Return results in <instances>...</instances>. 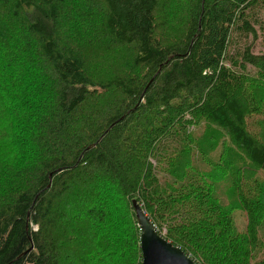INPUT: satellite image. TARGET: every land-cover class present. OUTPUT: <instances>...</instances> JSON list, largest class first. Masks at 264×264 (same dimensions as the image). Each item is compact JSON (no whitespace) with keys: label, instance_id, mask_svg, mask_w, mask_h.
<instances>
[{"label":"trees","instance_id":"trees-1","mask_svg":"<svg viewBox=\"0 0 264 264\" xmlns=\"http://www.w3.org/2000/svg\"><path fill=\"white\" fill-rule=\"evenodd\" d=\"M261 41L264 0H0V264H142L135 198L264 264Z\"/></svg>","mask_w":264,"mask_h":264},{"label":"water","instance_id":"water-1","mask_svg":"<svg viewBox=\"0 0 264 264\" xmlns=\"http://www.w3.org/2000/svg\"><path fill=\"white\" fill-rule=\"evenodd\" d=\"M134 203L142 227V264H198L181 246L159 233L158 226L143 209L139 199L135 198Z\"/></svg>","mask_w":264,"mask_h":264},{"label":"rangeland","instance_id":"rangeland-1","mask_svg":"<svg viewBox=\"0 0 264 264\" xmlns=\"http://www.w3.org/2000/svg\"><path fill=\"white\" fill-rule=\"evenodd\" d=\"M256 51L257 52H262L264 51V42L261 41V43L256 46ZM215 192H218L222 195V198L224 201H226V203H230L234 201V197L231 195V193L228 190L227 186L222 185V183H220V187L217 188L215 190ZM245 211L243 209H235L234 210V220L236 223V230L237 231H242L243 228H245L246 225V219H245ZM259 232L261 235L264 236V225L259 228Z\"/></svg>","mask_w":264,"mask_h":264}]
</instances>
